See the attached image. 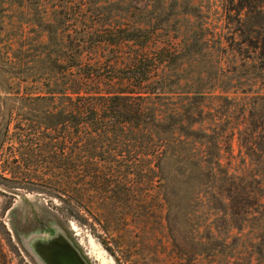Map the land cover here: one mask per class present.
Returning a JSON list of instances; mask_svg holds the SVG:
<instances>
[{
	"label": "rangeland",
	"instance_id": "1",
	"mask_svg": "<svg viewBox=\"0 0 264 264\" xmlns=\"http://www.w3.org/2000/svg\"><path fill=\"white\" fill-rule=\"evenodd\" d=\"M71 2L83 5V18L63 19L77 13L63 0H0V264H37L29 241L57 234L86 264H264V222L231 216L227 207L241 186L253 191L258 183L264 193V146L249 153L236 133L242 104L264 113V0ZM63 26L108 41L139 29L158 63L148 79L149 90L163 95V129L205 128V140L217 144L205 159L212 174L202 173L188 151L184 162L171 159L152 175L142 162L126 169L122 156L110 163L101 149L90 157L97 175L64 173L63 146L35 128L48 104L35 98L48 97L49 63L60 55L52 54L60 47L47 49L40 39L61 34ZM113 52L105 45L91 59L112 62ZM173 110L182 116L172 118ZM262 116L251 120L262 125ZM171 135L164 132L165 139ZM205 196L203 208L197 201ZM63 201L75 209L66 212Z\"/></svg>",
	"mask_w": 264,
	"mask_h": 264
},
{
	"label": "trees",
	"instance_id": "2",
	"mask_svg": "<svg viewBox=\"0 0 264 264\" xmlns=\"http://www.w3.org/2000/svg\"><path fill=\"white\" fill-rule=\"evenodd\" d=\"M63 6L69 11L74 8L77 10V13L75 10L63 13V19H66L67 14L74 18L84 17L85 11L80 2L75 4L71 0H63ZM122 34L116 39L110 37L108 41L101 37L100 39L90 31L73 33L63 26L61 34L48 35L46 42L40 39V45L47 46V49L49 46L60 47V50L54 48L52 51V54L60 52V55L54 62L49 63L50 75L47 77L48 82L44 81L48 90L45 95L48 97L35 98L48 101L46 111L41 112L42 125L38 124L36 130L42 128L53 133L49 138V144L63 146V172L68 176L70 171L81 176L83 174V177L86 174L95 176L100 173L90 158L97 154L99 149L103 150L102 155L112 157L110 163L117 164L115 158L122 156L125 164L129 166L125 167L126 169H135L136 163L142 162L144 170L152 175L163 172L166 165L164 163L171 159H175L177 163L184 162L188 151L199 160L197 167L202 173L208 171L210 174L212 170L208 167L210 161L205 159L209 149L217 147V144L209 145L210 143L205 140L207 131L203 127L163 129L164 119L160 105L163 95H155L149 90L151 86L148 78L155 74L158 68L155 54L143 45L139 29L127 31L123 36ZM262 43L264 45V40ZM105 45L111 46L115 51L114 61L101 63L91 59ZM125 47H128V52H123ZM121 58H127L126 65L115 63L121 62ZM20 84L21 82L18 83L19 88ZM203 111L204 108L201 107L196 113L201 115ZM242 111L244 114L242 126L236 128V133H239V136L241 134L247 150L252 153L254 151L251 146L257 145L259 148L264 146L262 134L264 123L259 125L258 121L254 122L251 119L261 120L264 113L262 106L256 108L254 103L251 108L250 103L242 104ZM253 111H256L255 114ZM170 113L172 118L181 117L183 114L182 112L180 115L178 110ZM19 131L28 136L27 130ZM168 131L172 135L170 139H165L164 132ZM255 141L258 143H252ZM187 145L189 149H186ZM225 176L227 177V174ZM248 185L251 186L252 183ZM256 185L257 188L253 191L251 187L241 186L235 195L227 197L231 202L227 206L231 216L242 218L252 216L258 218L257 222L260 224L264 222V193L259 192L258 183ZM222 189H217L219 196ZM73 192H75L73 202L78 203L77 195L81 192L77 189ZM201 199L203 200L197 202L202 203L204 208L208 202L207 197ZM63 203L66 212L69 213L76 207L70 202ZM232 208H236L238 212ZM202 214L204 217L210 214L208 204L207 211H202ZM225 215L228 216L227 211ZM262 255L264 246L260 251V256Z\"/></svg>",
	"mask_w": 264,
	"mask_h": 264
},
{
	"label": "water",
	"instance_id": "3",
	"mask_svg": "<svg viewBox=\"0 0 264 264\" xmlns=\"http://www.w3.org/2000/svg\"><path fill=\"white\" fill-rule=\"evenodd\" d=\"M49 240L43 238H35L29 241V248L31 253L37 256L40 264H48V258L50 252L48 250ZM77 258V259H76ZM86 264L85 261L81 258H78L74 250L67 245V251L63 254V264Z\"/></svg>",
	"mask_w": 264,
	"mask_h": 264
},
{
	"label": "flooded vegetation",
	"instance_id": "4",
	"mask_svg": "<svg viewBox=\"0 0 264 264\" xmlns=\"http://www.w3.org/2000/svg\"><path fill=\"white\" fill-rule=\"evenodd\" d=\"M49 247L48 250L50 252L49 258H48V264H63V254L67 251V245L74 250L78 258L83 259L78 250L75 248V246L66 238V236L57 234L54 236L49 237ZM33 260L40 264L38 261L39 259L37 256L33 253L32 255ZM77 259V258H76ZM75 264L76 261H75Z\"/></svg>",
	"mask_w": 264,
	"mask_h": 264
}]
</instances>
